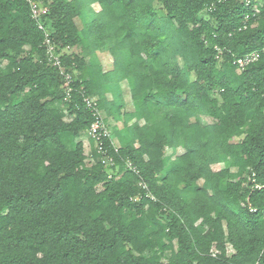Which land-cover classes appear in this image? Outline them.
<instances>
[{"label": "trees", "instance_id": "1", "mask_svg": "<svg viewBox=\"0 0 264 264\" xmlns=\"http://www.w3.org/2000/svg\"><path fill=\"white\" fill-rule=\"evenodd\" d=\"M35 1L0 0V264H264V0H91L90 41Z\"/></svg>", "mask_w": 264, "mask_h": 264}, {"label": "built area", "instance_id": "2", "mask_svg": "<svg viewBox=\"0 0 264 264\" xmlns=\"http://www.w3.org/2000/svg\"><path fill=\"white\" fill-rule=\"evenodd\" d=\"M30 9L31 17L32 19L37 23L39 28H41L40 20L41 17L47 13L48 9L44 7L41 3L35 1V0H24ZM222 2H226L228 0H219ZM244 4L249 5L251 1L253 0H242ZM44 47L46 50L47 57L49 59V62L58 68H62V63L60 61V56L64 54L65 52L69 51V48L64 49V51L59 52V50L56 48V46L51 41L50 37L46 34L44 37ZM256 55H248L243 58H239L237 60V64L239 68H243L248 63H251L252 61L256 60ZM61 74L64 76V85L63 88L65 89L66 98L70 97V93L72 92V81L73 78L70 74H65L63 70H60ZM83 103L85 104L86 108L91 112L94 120L92 124L89 127L88 135L91 137V139L96 143V147L98 152H104L102 148V140L109 138L110 130L106 126V123L103 119V116L101 114V111L98 108V102L96 97H89L86 96L83 98ZM114 145V143H112ZM103 161L108 163L109 165H113V161L110 157L104 158ZM128 167L130 165L128 164ZM135 171V170H134ZM136 172V171H135ZM140 186L145 187L142 185V183L139 184Z\"/></svg>", "mask_w": 264, "mask_h": 264}, {"label": "rangeland", "instance_id": "3", "mask_svg": "<svg viewBox=\"0 0 264 264\" xmlns=\"http://www.w3.org/2000/svg\"><path fill=\"white\" fill-rule=\"evenodd\" d=\"M76 1L79 4H81V7H82L81 16L78 18L79 27H80V29L82 31L81 35H82L83 38H85L86 40L89 39V41H90V39H91L90 37H92L91 34H90L91 21H92L93 15H94V11H97L98 7L96 5H94L91 0H76ZM70 51H72V50H70ZM74 52L75 53L76 52H80V49L77 48V49H75ZM96 59H97V62H99V64L102 66L103 70H108V69H110L112 67V61L113 60L110 57V55H108L107 53H100V52L96 53ZM86 63H87V65L90 63L89 57H86ZM109 89L112 91V93H115L114 94V96H115L116 95V90L113 87L112 83H109ZM123 90L127 92V86H124ZM110 95L113 96V94H110ZM110 95L109 96L107 95L108 99L111 98ZM124 98L126 99V101H128V99H129L127 94H124ZM115 105H117V102H115L114 104L112 103L110 105V107L107 106L108 108H106L105 111H104V117L105 118L109 117L110 110L112 111V113L117 114V116H118L119 112L116 109ZM128 105H129V103H128ZM109 129L111 130L110 131V133H111L113 130L111 128H109ZM112 139L114 140L115 138L112 137ZM113 143L114 144L117 143L119 145L122 144L121 140H119L117 138H116V141H114Z\"/></svg>", "mask_w": 264, "mask_h": 264}, {"label": "crops", "instance_id": "4", "mask_svg": "<svg viewBox=\"0 0 264 264\" xmlns=\"http://www.w3.org/2000/svg\"><path fill=\"white\" fill-rule=\"evenodd\" d=\"M109 70V69H108ZM105 71V70H104ZM109 96V95H108ZM111 96V95H110ZM112 97V96H111Z\"/></svg>", "mask_w": 264, "mask_h": 264}]
</instances>
